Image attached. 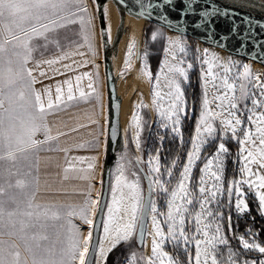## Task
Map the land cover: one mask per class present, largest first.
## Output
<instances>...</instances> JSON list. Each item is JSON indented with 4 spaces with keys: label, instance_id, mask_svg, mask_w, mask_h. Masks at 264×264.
<instances>
[{
    "label": "snow or ice",
    "instance_id": "obj_1",
    "mask_svg": "<svg viewBox=\"0 0 264 264\" xmlns=\"http://www.w3.org/2000/svg\"><path fill=\"white\" fill-rule=\"evenodd\" d=\"M195 3L196 0H187L185 10L192 11ZM87 11L82 0H0V27L4 29L2 38H0V161L12 162V165L15 166L18 159H27L30 152L38 151L41 145L58 139L59 135H64L65 133L52 135L51 127L46 120L47 114L54 108L66 106L77 99L87 101L93 93H96L91 80L88 84L90 92L80 90L79 82L83 77L77 76L75 79L79 96L74 94L72 82L68 80L64 82L67 85L66 97L62 88L57 86L56 96L53 100L49 89L46 88L43 94L35 90L33 85L38 81L33 76V71L27 67L36 50L33 41L50 42V33L57 32L68 25L79 23L83 39L85 43H88V28L92 21L79 15V13ZM217 14L224 15L213 6L211 11L201 13V18L204 23H208ZM231 31L235 33L237 27L234 25ZM40 46L46 48L47 43ZM133 47L134 44L128 45L129 56L132 54ZM89 50L91 51L90 43ZM180 51L183 52L184 49L180 48ZM80 54L83 55V53ZM69 58L70 53L64 52L61 56L45 60L43 63L52 65ZM204 62L208 63L207 60ZM128 64L129 60L126 58L125 65ZM36 67H40V62H37ZM65 67L70 66L65 65ZM190 67L191 65H189ZM243 67V74L231 81L228 77L230 69L224 68L225 75L221 84L213 85L225 89L222 95L215 97L216 100L221 101L217 104V108L226 109L227 115L230 117L221 120V125L225 131L231 130L232 138L236 139L241 146V179L233 181L227 188L229 198L235 192L237 197L235 206L241 214L248 211L247 204L242 199L244 193L241 185L247 184L250 189H264V175L259 171L253 172L250 167L255 164L259 169H264V113L257 115L255 111L256 108L264 107V101L250 97L247 85L243 82L239 86L240 96L235 95L236 81L248 79L250 75L248 65ZM168 71L179 73L185 81L188 79L183 68L171 67ZM40 75L44 76L45 73L40 72ZM144 75L148 76L149 73L144 72ZM208 76L215 79L211 65ZM84 77H88V74L85 73ZM156 79L159 82L160 77L157 76ZM258 86L264 89V84L258 83ZM166 87L169 91L164 94L153 90L152 104L162 120L170 123L172 131L179 134L180 114L184 112L182 106L184 93L180 83L174 78L168 79ZM96 98L99 103L98 93ZM249 98L252 100L253 108L248 109L250 114L247 119L250 123L257 124L255 136L259 140V147H254L251 150L246 145L256 144L252 131L240 128L239 130L243 131V139L237 136L238 127L242 125L239 115H243V113H239L237 104L240 100L246 101ZM165 100L167 101L166 106ZM208 105L209 101L207 93H205L204 110L197 123L196 134L192 137L191 150L187 153V163L179 174L180 178L176 186L171 190L166 187V184L171 183L172 170L166 171L169 180H162L159 159L150 156L148 160L149 172L145 177L149 181V189L148 196L145 197L137 173H131V176L137 177L136 179L129 178L128 164L125 163L127 157L121 155L116 163L115 182L111 185L112 200L107 204V216L103 221L104 237L101 240L99 251L101 257H106L107 253L111 252L118 244L130 241L138 229L142 231L144 218L150 213L153 229L151 255L141 257L139 260L134 255L129 264H181L176 256L170 255L164 250V245L170 242L173 243L174 248L179 249L183 242L185 252L188 251L187 245L190 241L185 231L186 214L190 215L191 206L198 203L199 211L195 212L194 217L196 230L191 237V241L195 243V264H223L222 259L218 258V253L221 251L219 246L226 245L228 241L221 234L222 228L218 222L220 213H214L206 207L212 203L220 206L217 196L218 193H222L220 181L223 176V161L221 155L228 151L223 143L218 145V151L212 158L207 159L200 169L199 187L196 189L199 192V198L189 187L192 168L200 157L202 147L214 138L216 129L213 127L212 121L224 114L223 111H209ZM131 121L130 127L140 128V117L135 112ZM162 126L167 127L168 124L165 123ZM39 133H43V140L35 138ZM113 133H115V129H113ZM139 137L140 132L136 131L135 138L138 149L140 148ZM61 150L65 153L69 151L68 149ZM77 162L82 163L83 160L81 158L67 160L64 172L85 171L76 168ZM137 163H141L139 157H137ZM93 167L94 164L89 163L87 171H91ZM173 167H175V161ZM7 172L8 177L5 178L3 184H0V264H88L92 232L90 231L87 236H84L80 233L79 228L71 222V218L76 217L92 227L93 218L102 211L100 199H89L91 196L89 191L82 204L69 205L67 209L63 206L41 205L35 202L36 193L31 190V181L27 179L30 173H23V178H16L13 183L11 177H21L19 169L12 171L9 168ZM253 176L255 179H251ZM67 178L65 176V179ZM80 178L85 179L86 177ZM209 181L212 182L211 186H209ZM13 189L20 190L23 199L13 193ZM157 191H170L165 218V223L168 225L166 233L162 230L160 221L157 219L158 209L156 201L152 198V193ZM256 196L261 214H264V192L257 190ZM9 205H15V207L10 208ZM209 217L213 219L209 221ZM62 220L65 224L59 226L50 223ZM187 222L191 223L192 221L187 220ZM181 238H183L182 241ZM104 241L108 242L109 247L103 246ZM240 242L245 250L252 248L264 254V247L249 243L243 237L240 238ZM229 255L231 257L233 254ZM188 264H192L191 259ZM229 264H235V261L230 259ZM259 264H264V260Z\"/></svg>",
    "mask_w": 264,
    "mask_h": 264
},
{
    "label": "rangeland",
    "instance_id": "obj_2",
    "mask_svg": "<svg viewBox=\"0 0 264 264\" xmlns=\"http://www.w3.org/2000/svg\"><path fill=\"white\" fill-rule=\"evenodd\" d=\"M83 6L87 7L88 11L86 13H79L80 16H83L86 20L91 19L92 23L91 26L88 28L89 33V41L88 43H85L83 39V35L81 32V26L79 23L68 25L66 28L59 29L57 32L50 33V42H45L43 40H36L33 41L34 45H36V50L33 52V58L32 61L27 65L29 69L33 71V76L41 77L40 72L45 73V77H49V75H54L58 73L60 70L65 69V65L71 66L72 64H75L78 66V70L80 73L82 71L87 70L89 73L90 79H95L98 84L96 86L101 85V88L104 91L105 97L108 102L107 97V91H106V83H105V75H104V67H103V45L108 46V33L107 29L103 25L101 26L100 21L104 19V15L102 14V10L100 7L101 0H82ZM105 22V19H104ZM141 36L139 38L140 43V59L138 68L144 73H149L148 76H145L146 82H147V101H141V99L137 100L135 99V105L131 113V117L133 113L135 112L140 117V128L136 129L135 127H130V124H132L131 117L124 127V131H120V135L115 147V150L112 155L108 154L106 151V156L104 158V162L101 164V170L99 175V184L100 187H98V198L101 193L102 189V182H103V174H104V168L105 164H109V180H108V194H107V200L105 204V210L103 213L102 218V224L104 219L107 216V204L111 202L112 200V192H111V185L115 182V168L117 161L121 158V155H126L127 159L125 160V163L128 164V175L130 179H136L137 177L140 180L141 189L143 188L141 176L134 164V160H137V157L140 158L141 165L146 170L147 174L149 172V165L148 160L149 157H158L165 158V161L167 159V152L169 151V147L171 144H173V149L171 150L170 156L172 157L171 160L175 159V165L178 168L181 165V159H184V162L181 167H179L178 171V178L176 179V182L171 186L168 187L169 190L174 188L177 184V181L180 178V172L183 169V166L187 163V153L191 150L192 145V137L196 134V127L197 123L200 119L201 113L204 110L203 109V95H202V88L203 83L206 84V82L211 83L212 85L214 82L216 85H220L222 78L224 77V68H229L230 71L228 73V77L231 80H234L238 75L243 74L244 72V65H248L250 70V75L248 79H245L243 81L237 80L236 81V92L235 95L237 97L240 96V90L239 86L240 83L243 82L247 85L249 95L250 97L256 98L258 101H264V95H262V92H264V89L258 86L259 84H264V68L262 66H259L253 62L235 58V57H229L226 55H223L221 53L215 52L211 49H208L207 47L201 45L197 46V42L187 39L178 35H175L169 31H166L164 29L158 28L148 22H145L143 25V28L141 29ZM4 33L3 27H0V38H2V34ZM155 37V38H153ZM135 38L128 39L126 41V44L124 46V56L123 59L127 58L129 60V64L119 67L120 74L121 75H127L129 71L135 69L133 68L135 66L134 64V48H135ZM47 43V47H41L40 45H43ZM89 43L91 44V51L89 50ZM134 44V47L132 49V54L129 56L128 54V45ZM59 45V46H57ZM180 48H183L184 51L181 52ZM200 50V51H199ZM64 52L70 53L69 59H64L60 61L59 63H54L52 65H48L46 63H43L45 60L49 59H55L56 57L61 56ZM80 53H83L81 55ZM129 56V57H128ZM173 56H175V59H173ZM107 57L108 51H107ZM124 59V60H125ZM156 60L157 65L155 71L152 73L149 68V61ZM207 60L208 63H205L204 61ZM182 61V63H181ZM37 62H40V67L37 68L36 64ZM189 65L191 67L189 68ZM211 65V71L213 73V76H215V79L213 80L212 77L208 76V70L209 66ZM223 67H222V66ZM171 67H180L183 68L184 71L187 74V81L184 80L183 76H180L179 73H171L169 72V68ZM95 68V71H94ZM112 74V71H111ZM157 76L160 77L159 82H157ZM52 77V76H51ZM113 80L114 76L112 74ZM174 78L178 83L181 85V90L184 93L183 97V108L184 112L180 114V132L179 134H176L172 131V125L168 123L167 121H163L162 118L158 115L156 108L152 104L153 100V90L160 91L162 94L167 93L169 89L166 87V84L168 82V79ZM258 78V80H257ZM198 80L199 84V98L198 100L193 101V113L190 116L188 112L189 108V96L191 95V91L194 88V84ZM213 80V81H212ZM202 86V87H201ZM222 88V87H221ZM204 90V88H203ZM225 91V89L222 88L221 91ZM220 92V91H218ZM213 94V93H212ZM231 95V93H230ZM214 96V95H213ZM218 96V94L216 95ZM215 97V96H214ZM207 99L208 94H207ZM165 106L167 104V101H164ZM215 103V105H214ZM221 103L219 100H213V104L209 103L210 111L211 112H221L223 111L222 116H218L215 120L212 121L213 127L216 129V132L214 134V138L209 140L203 147L202 150L205 148H209L212 144L214 145V148L205 153H202L201 150L199 159L196 160L195 165L193 166L192 170L195 169L198 170V173L195 170V174H198L195 179H193V182H189L190 190L194 191L195 196L199 198V192L196 191V189L199 187L198 181L201 176L200 169L204 166L207 159L212 158L215 153L218 151V145L221 143H224V140L230 139L235 145L237 150V156H234L232 152L229 150L221 155V160L223 161V176L220 181V185L222 188V193H218L217 199L220 201V206L218 207L217 204L212 203L209 205H206V207L210 208L214 213L219 212L220 213V219L219 223L222 228V235L227 239L230 238V242L226 245H220L221 251L218 253V258L222 259L223 264H229V260L235 261V264H259L260 261L264 260V254H261L256 249H247L245 250L240 242V238L243 237V239L249 243H255L258 244L256 241H254L250 236H241L240 233H233L231 230V220H230V214L229 210L233 212L236 216H243L246 212L240 213L238 212L236 208V195L235 192H233V195L231 198H229L227 188L230 184L233 183L235 180L241 179V173H240V167H241V155H240V144L237 142L236 139L232 138V132L231 130L225 131V129L221 125V120L223 119H229L227 115V110L223 108H217V104ZM109 108V106H108ZM237 108L239 113H243V115H239V118L242 120V125L238 127L237 136L241 139H243V131L239 130L240 128L243 129H250L252 133L254 134L253 139L256 140V144L252 145L249 143L246 145L248 149H253L254 147H259V140L255 136L256 127L257 124L250 123L247 119L248 115L250 114L248 112V109H252V100L249 98L248 100H240L237 104ZM209 110V109H208ZM256 114L259 115L261 113H264V107H259L255 109ZM110 113V109H109ZM194 117L193 125H192V134L190 137V145L189 149L185 155L184 154V146L183 141L181 140V127L182 123L184 121V118H187L186 120H191L192 117ZM255 119V117H254ZM167 123V127H163L162 125ZM140 132V148L138 149L136 146V138H135V132ZM148 131V135L151 133L150 141L147 143L146 151L142 154L141 148H144V142H145V136ZM151 131V132H150ZM163 138V139H162ZM181 140V141H180ZM173 142H176L177 144L180 143V145H175ZM149 144V145H148ZM177 147V149H176ZM202 155V156H201ZM246 155V153H245ZM169 156V157H170ZM25 162H15V166L12 165V162L9 161H0V184H3L5 181V178L8 177L7 169L11 168L12 171H16L19 169L21 172V167L25 168L24 166ZM160 164V163H159ZM166 165V163H165ZM170 164L168 167L165 166V168L169 169ZM175 167V168H176ZM253 172L259 171L260 174L264 175V169H259L257 165L253 164L250 165ZM233 168V169H232ZM25 171V169H24ZM162 171V170H161ZM132 172L137 173V177L131 176ZM175 172H177V169H175ZM194 174V175H195ZM167 175V174H166ZM192 176V172H191ZM15 177H11V181ZM251 179H255V177H251ZM13 182V181H12ZM14 183V182H13ZM212 182L209 181V186H211ZM247 184H242V192L244 193V196L242 199L245 201V195L247 194V191L245 188H247ZM255 191L259 190L261 192H264V189H256L253 188ZM249 192L250 190L247 189ZM18 195L20 199H22L21 194L19 192H13ZM252 194V192H250ZM253 195V194H252ZM152 198L156 201V206L158 209L157 212V219L160 221V226L162 230L166 233L167 232V223H165L166 214L168 211L167 206V200L170 199V191L169 192H161L157 191L152 193ZM246 203V201H245ZM10 208L15 207V205H9ZM199 211V204L196 203L191 206V214H186L187 219L185 222V227L188 224L187 220H191V224L188 226L186 233L188 234L189 240L192 243L193 246V253H192V262L195 264V243L191 241L192 235L195 234L196 230V224H195V212ZM227 214V215H226ZM213 218L209 217L208 220L211 221ZM226 224L229 229V234L226 235ZM213 224V228H214ZM103 225H102V233H103ZM153 229H152V218L151 214L149 213L147 216V223H146V231H145V238H147L150 250H151V244L153 236L151 235ZM203 238V237H199ZM183 238H181L182 241ZM180 247L183 248L184 244L181 242ZM173 248V243L167 242L164 245V250L169 253V250ZM230 253L233 255L230 257ZM135 254V253H134ZM134 254H130L129 257H127L125 260L121 262V264H129ZM170 254V253H169ZM246 254L254 257H246ZM136 256V255H135ZM141 257H148L150 255L146 254L144 251V247L140 251ZM96 257V256H95ZM104 257H101L99 260H96V258L93 261V264H103ZM183 264V263H182Z\"/></svg>",
    "mask_w": 264,
    "mask_h": 264
},
{
    "label": "crops",
    "instance_id": "obj_3",
    "mask_svg": "<svg viewBox=\"0 0 264 264\" xmlns=\"http://www.w3.org/2000/svg\"><path fill=\"white\" fill-rule=\"evenodd\" d=\"M85 73L88 74V77H84ZM77 76L83 77L79 82L80 90L90 92L91 89L88 88V84L91 80L96 93H93L87 101L77 99L66 106L62 105L60 108L51 110L47 114L46 120L51 127L52 135L65 134L59 135L58 139L50 143L41 145L38 151L30 152L27 159L20 158L17 160L20 163L24 161L26 167H21V177H15L12 181L15 182L16 178H23L22 174L25 172L30 173L27 179L31 181V190L36 193L35 202L41 205L63 206L67 209L69 205L82 204L89 191L91 192L89 199L95 200L98 198L99 175L107 151V128L109 124L108 102L101 85L96 86L97 81L90 79L87 70L80 73L78 66L72 64L54 75H49V77H36L38 82L33 87L42 94L46 88L49 89L54 100L57 86L62 88L66 97L67 85L64 82L71 80L74 94L78 97L79 91L76 89L77 81L75 79ZM212 83V85L209 82L203 83L204 90L202 88V99L204 100L205 93H207L210 104H213L217 94L222 95L224 93V90L221 91V87H214L215 83ZM97 93L99 94V103H97ZM210 104L208 105L209 111ZM35 138L43 140L44 135L39 133ZM61 149H68L69 151L65 153ZM72 158H81L83 162H77L76 168L85 171L65 173L66 161ZM89 163L94 164L91 171H87ZM65 176L68 178L65 179ZM80 177L86 178L81 179ZM246 187L252 192L259 207L256 191L248 186ZM12 191L20 193L18 189ZM21 197L23 199L22 194ZM262 215L264 216V214ZM71 222L79 228L80 233L84 236L92 231V227L76 217L71 218ZM50 223H55L57 226L65 224L63 220Z\"/></svg>",
    "mask_w": 264,
    "mask_h": 264
},
{
    "label": "water",
    "instance_id": "obj_4",
    "mask_svg": "<svg viewBox=\"0 0 264 264\" xmlns=\"http://www.w3.org/2000/svg\"><path fill=\"white\" fill-rule=\"evenodd\" d=\"M123 7L142 17L146 22L169 31L175 35L191 39L208 49L229 57H235L253 62L264 68V16L253 15L234 10L215 0H196L192 11L185 10L187 0H117ZM151 5V7H148ZM215 6L224 15L217 14L208 23H204L201 13L211 11ZM101 26L103 20L100 21ZM237 31H231L233 26ZM103 67L108 97L109 124L107 128L108 154L112 155L119 135L120 98L117 97L114 80L111 74L107 48L103 45ZM140 59V43L135 40L134 64L138 66ZM189 115L193 113L192 94L189 96ZM115 129V133H113ZM134 164L142 177L143 194L148 196L149 181L147 173L141 164L134 160ZM109 164H105L102 189L99 196L102 211L94 217L92 226V240L88 264H93L99 242L103 213L108 194ZM148 216V215H147ZM147 216L144 218L143 230H137L133 237L137 248L143 247L146 231Z\"/></svg>",
    "mask_w": 264,
    "mask_h": 264
},
{
    "label": "bare ground",
    "instance_id": "obj_5",
    "mask_svg": "<svg viewBox=\"0 0 264 264\" xmlns=\"http://www.w3.org/2000/svg\"><path fill=\"white\" fill-rule=\"evenodd\" d=\"M234 10L253 15L264 16V0H215ZM100 7L104 15L103 23L108 33V56L112 74L114 76V88L117 97L120 98L119 123L120 131L128 123L132 110L135 105V99L147 101V82L144 73L134 66L133 70L127 75H121L119 67L124 65V46L128 39L135 38L139 40L141 29L146 22L142 17L123 7L117 0H101ZM129 57V56H128ZM124 131V130H123ZM103 225V224H102ZM104 237L102 227L96 252V260H99L101 240ZM148 238V237H147ZM147 238L144 239V251L151 255L150 246ZM105 248L109 247L107 241H104Z\"/></svg>",
    "mask_w": 264,
    "mask_h": 264
},
{
    "label": "trees",
    "instance_id": "obj_6",
    "mask_svg": "<svg viewBox=\"0 0 264 264\" xmlns=\"http://www.w3.org/2000/svg\"><path fill=\"white\" fill-rule=\"evenodd\" d=\"M156 60L153 61H149V68L151 70V72L153 73L156 69ZM199 84H198V80H196L195 84H194V88L192 89L191 93H192V101L194 100H198L199 98ZM194 117H192V119L190 120H186L187 118H184V121L182 123V127H181V140L183 141V146H184V154L183 156L185 157L188 149H189V145H190V137L192 134V125H193V121H194ZM150 137L148 138L147 143H149L150 141ZM180 140V141H181ZM146 141V140H145ZM147 143L144 142V147L147 146ZM175 145H180L177 144L176 142H173ZM225 147L234 154V156H237V150H236V145L230 140V139H226L224 140ZM149 145V144H148ZM214 148V145L212 144L209 148H204L202 151V153H205V151L209 152ZM173 149V144L170 145L169 147V151H166L167 154V159L165 161V158H160L159 163H160V167H161V178L164 181H168L169 177L166 175V171L168 170V168L166 169V167L169 166V169L172 170L173 175L170 178L171 179V183L166 184V187L168 188L170 185L172 186L175 182L176 179L178 178V171H179V167L182 166L184 159H181V165L177 168L176 165L175 167H173V162L174 160H171V150ZM177 149V147H176ZM142 154L144 153L143 148H141ZM170 156V157H169ZM202 156V155H201ZM166 163V165H165ZM197 166V165H195ZM175 169H177V172H175ZM233 169V168H232ZM195 169L192 170V176H191V183L193 182V179L196 178V176H198V174H195ZM196 172L198 173V170H196ZM195 174V175H194ZM247 191V194L245 195V201L248 207V211L243 215V216H236L233 214L232 211L229 210V214H230V220H231V230L233 233H240L241 236H250V238H252L254 241H256L257 243H259L260 246L264 247V216L260 213L259 211V207L258 204L254 198V196L247 190V188H245ZM227 215V214H226ZM191 223H188L185 227L186 231L188 226ZM229 229L228 226L226 224V235H228L229 233ZM230 238H228V241L230 242ZM190 241V240H189ZM142 247L137 248L136 245L133 242V239H131L130 241L126 242V243H120L117 245V247H115L111 252H108L105 259H104V263L103 264H119L124 258H126L127 256H129L130 254H134L136 255L137 260H139L141 258L140 256V251H141ZM187 249L188 251L185 252V245L183 248L179 247V249L176 248H172L169 250L170 255L176 256L177 259H179L181 261V264H188L189 259H191L192 261V253H193V246L192 243L189 242V244L187 245ZM246 257H254V256H250L248 254H246ZM193 264V262H192Z\"/></svg>",
    "mask_w": 264,
    "mask_h": 264
},
{
    "label": "flooded vegetation",
    "instance_id": "obj_7",
    "mask_svg": "<svg viewBox=\"0 0 264 264\" xmlns=\"http://www.w3.org/2000/svg\"><path fill=\"white\" fill-rule=\"evenodd\" d=\"M191 94H192V93H191ZM150 132H151V131H150ZM150 135H151V133L148 135V131H147L146 136H145V140H146L145 142H146V143H147L148 138H149ZM146 148H147V146H145V147L143 148V150L146 151ZM141 166H142V165H141ZM142 167H143V166H142ZM144 170H145V169H144ZM145 171H146V170H145ZM146 173H147V172H146ZM141 181H142V177H141ZM142 185H143V183H142ZM142 189H143V188H142ZM132 239H133V238H132ZM133 242H134V240H133ZM134 244H135V243H134ZM135 245H136V244H135ZM142 248H143V247H142ZM127 257H129V256H127ZM127 257H126V258H127ZM104 258H105V257H104ZM126 258H124L123 260H125ZM123 260H122V261H123ZM122 261H121V262H122Z\"/></svg>",
    "mask_w": 264,
    "mask_h": 264
},
{
    "label": "built area",
    "instance_id": "obj_8",
    "mask_svg": "<svg viewBox=\"0 0 264 264\" xmlns=\"http://www.w3.org/2000/svg\"><path fill=\"white\" fill-rule=\"evenodd\" d=\"M197 46H201L199 43H197ZM200 51V50H199Z\"/></svg>",
    "mask_w": 264,
    "mask_h": 264
}]
</instances>
